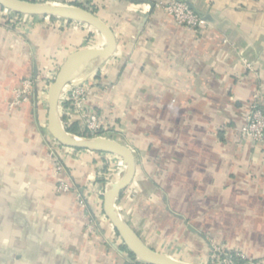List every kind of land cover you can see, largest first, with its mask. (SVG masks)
<instances>
[{"label":"crops","instance_id":"crops-1","mask_svg":"<svg viewBox=\"0 0 264 264\" xmlns=\"http://www.w3.org/2000/svg\"><path fill=\"white\" fill-rule=\"evenodd\" d=\"M87 1L116 49L82 78L90 104L135 158L116 211L175 260L207 263L214 242L264 264V144L241 134L254 97L264 108V0H187L210 17L204 30L175 23L157 7L167 0ZM17 20L0 11V264H143L103 213L116 156L61 151L87 213L73 192L55 191L42 86L10 106L24 80L56 73L103 36L84 24Z\"/></svg>","mask_w":264,"mask_h":264},{"label":"water","instance_id":"water-1","mask_svg":"<svg viewBox=\"0 0 264 264\" xmlns=\"http://www.w3.org/2000/svg\"><path fill=\"white\" fill-rule=\"evenodd\" d=\"M200 18L210 22V17L197 9L191 2L180 0ZM0 7L15 14L60 18L87 25L101 34L104 43L100 47H85L70 53L55 73L47 90L46 130L53 140L61 146L107 153L122 159L125 172L119 180L109 184L102 195L103 213L133 257L143 264H188L155 251L122 219L115 209V201L120 192L132 181L135 173V158L132 150L124 143L106 137H78L68 132L61 124L58 106L60 95L67 84L82 78L88 64L108 59L116 49V39L110 27L91 9L84 6L69 5L48 1L0 0Z\"/></svg>","mask_w":264,"mask_h":264},{"label":"built area","instance_id":"built-area-1","mask_svg":"<svg viewBox=\"0 0 264 264\" xmlns=\"http://www.w3.org/2000/svg\"><path fill=\"white\" fill-rule=\"evenodd\" d=\"M38 1L56 2L53 0ZM157 7L172 17L175 23L186 29L204 30L209 26L208 22L204 21L197 14H195L183 1L167 0L165 3L158 4ZM0 11L4 16H7L12 20L19 18V14H15L2 7L0 8ZM44 18L47 23L50 22L49 17ZM55 21H63L64 24L70 23L74 26L81 24L65 19H58ZM243 63L247 69L252 70L253 66L249 61L243 59ZM54 76L55 74L52 77L48 74V76H45L43 79H53ZM43 79L24 80L21 87L14 91V98L10 106L13 107L21 103L28 102L33 93L34 86L37 87L39 84L42 86L41 91L45 94L48 90L50 82L46 84L47 81H44ZM90 90V83L83 78L76 79L65 86L60 95L58 106L61 124L65 129H67L69 125L77 123L81 127L82 131L90 134L91 137H105L103 134L108 131V128L106 123H104L103 116L94 106L90 104ZM241 134L243 137L251 139L253 142L264 144V108L260 107L257 96L254 97L252 103L250 104L249 112L245 117V123L241 127ZM54 142L56 143L55 146L60 147L59 150H57L56 147L52 153V157L55 162L54 173L59 177L55 185V191L59 194L73 192L76 195V199L80 207L88 213L89 209L84 196L68 178L64 177L66 174L64 164L62 162L61 150L68 152L74 151L75 149L61 146L55 140ZM115 168V177L118 179L125 172V164L119 157H116ZM116 179H114V181H116ZM110 227L114 230L111 224ZM247 261L253 262L252 264H262L260 262L251 261L241 251L228 250L216 244L210 245V255L208 259L209 264H248Z\"/></svg>","mask_w":264,"mask_h":264},{"label":"rangeland","instance_id":"rangeland-1","mask_svg":"<svg viewBox=\"0 0 264 264\" xmlns=\"http://www.w3.org/2000/svg\"><path fill=\"white\" fill-rule=\"evenodd\" d=\"M53 1H55V0H53ZM57 2V1H56ZM89 1H87V0H81L80 1V4L81 5H83V6H89V7H93L90 3H88ZM1 8V7H0ZM13 15V14H12ZM15 15V14H14ZM30 17H32V21H34V22H42V23H47V21L45 20V18L44 17H41V16H28V15H19V18H18V20L17 21H15V23H19V22H23V20L25 19V21H26V19H30ZM58 19H60V18H50L49 19V24L51 23H55V20H58ZM61 20V19H60ZM26 23V22H25ZM53 74H55V73H53ZM52 73H51V77H52V75H53ZM94 74H97V72H95ZM44 81H47L46 82V84L48 83V82H52L53 81V79H43ZM42 101L46 104V102H47V92L44 94L43 93V96H42ZM46 112H47V108H46ZM114 133V131H112V130H109L108 129V131L105 133V134H103L105 137H107V138H112V139H115L116 138V135H114L113 134ZM43 135L42 136H44V138H45V140H46V147H47V152H48V155H50L51 157H52V153L54 152V150L56 149V147H57V150H59L60 149V147L59 146H55L56 145V143L54 142V140L51 138V136L48 134V132H47V130H46V127H44L43 128V133H42ZM62 151V150H61ZM63 153V152H62ZM61 153V154H62ZM63 158V157H62ZM52 159H53V157H52ZM109 172H110V175L107 177L109 180H114V179H116V177H115V173H116V168H115V166L114 167H111V170H109ZM122 177V176H121ZM120 177V178H121ZM120 178H118V179H116V180H119ZM212 244H215L214 242H212ZM248 262V261H247ZM253 262H248V264H252ZM199 264H209L208 262L207 263H199ZM244 264V263H243Z\"/></svg>","mask_w":264,"mask_h":264},{"label":"trees","instance_id":"trees-1","mask_svg":"<svg viewBox=\"0 0 264 264\" xmlns=\"http://www.w3.org/2000/svg\"><path fill=\"white\" fill-rule=\"evenodd\" d=\"M31 1H38V0H31ZM55 1H57V0H55ZM88 3H90V2H88ZM90 4H91V3H90ZM74 5H77V6H83V5H81V4H77V3H75ZM84 7L88 8V9H91V10L95 13V9H94L93 7H89V6H84ZM37 93L39 94L40 91L37 90ZM66 130H67L68 132H70V133L76 135V136H79V137H86V138L91 137L90 134H88V133H86V132H83L82 129H81V127H80L79 124H77V123H73V124L69 125V126L67 127ZM75 150H77V149H75ZM116 234H117V233H116ZM124 248H125V247H124ZM129 255H130V256L132 257V259H133V255H132L131 253H129ZM138 262H139V261H138ZM139 263H141V262H139Z\"/></svg>","mask_w":264,"mask_h":264}]
</instances>
